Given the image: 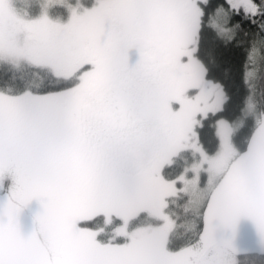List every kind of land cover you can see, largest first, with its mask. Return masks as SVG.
Listing matches in <instances>:
<instances>
[{"label": "snow or ice", "instance_id": "1", "mask_svg": "<svg viewBox=\"0 0 264 264\" xmlns=\"http://www.w3.org/2000/svg\"><path fill=\"white\" fill-rule=\"evenodd\" d=\"M79 3L66 35L87 45L56 77L75 83L41 90L0 72V264H36L27 255L35 233L19 223L32 200L41 218L83 203L71 218L80 226L115 214L156 178L186 132L184 94L206 72L202 56L227 68L224 51L238 48L264 66V0ZM234 212L236 227L247 217L264 230V136Z\"/></svg>", "mask_w": 264, "mask_h": 264}, {"label": "rangeland", "instance_id": "2", "mask_svg": "<svg viewBox=\"0 0 264 264\" xmlns=\"http://www.w3.org/2000/svg\"><path fill=\"white\" fill-rule=\"evenodd\" d=\"M53 5H66L69 16L62 19L50 15L49 11ZM39 6V14L31 16L26 8L17 7L15 0H0V59L15 65L26 62L48 68L57 76L65 75V66L87 45L86 39L66 35L74 23V17L83 11V6L79 0H40ZM224 101L222 86L207 78L205 72L201 73L198 82L190 83L185 92L186 132L182 140L162 160H170L175 153L185 148H191L199 154V158L189 165L191 174L185 179L181 178L178 184L182 185V191L189 197L187 208L194 212L202 210L209 193L238 153L231 136L241 124V120H217L219 146L214 153L204 151L197 138L196 126L201 119L207 113L220 109ZM202 171L206 172L204 182L201 180ZM27 209L37 215V211L31 206ZM161 215V222L132 228L128 232L120 228H127L129 220L111 215L107 221L112 225L111 231L115 233L109 238L105 230L97 229L103 234L99 238V249L96 252L89 248L90 245L73 246L74 242L61 240L64 237L54 242V238H50L47 231L41 227L39 232L50 249L54 264H87L92 261H102V264H229L230 260H234L228 251L220 248L212 249L208 256L201 259V249L198 252L195 247L169 252L164 242L175 220L165 211H161ZM161 228V235L155 236V231ZM119 237L123 240H117Z\"/></svg>", "mask_w": 264, "mask_h": 264}, {"label": "trees", "instance_id": "3", "mask_svg": "<svg viewBox=\"0 0 264 264\" xmlns=\"http://www.w3.org/2000/svg\"><path fill=\"white\" fill-rule=\"evenodd\" d=\"M39 3L40 0H15L17 7L26 8L27 13L31 16L39 14ZM49 13L62 19L69 16L66 5H53ZM201 60L206 66V77L222 86L225 101L220 109L207 113L196 126L198 141L204 151L214 153L219 146V136L216 129L217 120L221 118L230 122L241 120V124L231 136L237 154H240L247 149L250 136L259 123L260 114L264 112V70H261L264 66L257 61L246 59L244 52L238 48L224 51L223 61L229 65L227 68L213 67L210 60L203 56ZM0 72L12 73L14 76L22 77L26 83L41 90H47L52 85L58 84L61 87H67L72 82L74 83V80L58 81L57 75L48 68L30 65L26 62L15 65L0 59ZM198 158L199 154L191 148H185L175 153L169 162L167 161L163 166V179L161 181H148L136 197L123 205L128 208L126 214L121 216V219L125 221L131 208H139V205H143L144 210L139 216L136 215L129 220L127 228L122 227L120 230L125 229L128 232L129 229L139 226L157 224L162 221L161 211H165L175 220L173 228L165 237L166 249L169 252H178L195 247L198 252L201 249L200 259L208 256L214 248L204 255L200 242L204 206L198 212L187 208L189 197L182 191V185H178L181 178L185 179L191 174L190 169H188L189 165ZM205 178L206 172L202 171V182L205 181ZM30 206L37 211L36 218L39 229L40 227L45 229L50 238H54V242H58L64 237L61 240L72 241L74 242L73 246L90 245L89 248L96 252L99 249V238L103 234L99 233L97 229L105 230L109 238L112 233H115L113 230L111 231L112 225L107 221L111 217L110 214L80 226L73 223L72 215L85 211V206L81 202L62 204L54 212L43 218L40 217L42 205L39 200H32L26 208L30 209ZM116 212L118 213L119 210ZM118 214L120 215V212ZM161 232H163L162 228L155 231V236L161 235ZM117 240L122 241L123 239L119 237ZM228 252L234 258V260H230L229 264H264V254L237 256L230 251Z\"/></svg>", "mask_w": 264, "mask_h": 264}, {"label": "water", "instance_id": "4", "mask_svg": "<svg viewBox=\"0 0 264 264\" xmlns=\"http://www.w3.org/2000/svg\"><path fill=\"white\" fill-rule=\"evenodd\" d=\"M264 136V112L254 128L247 149L238 154L211 190L203 212L200 242L202 253L207 254L212 248H223L232 254H264V230L257 221L242 218L240 226L234 224V209L240 204L241 192L246 186L247 158L254 142ZM4 194L0 192V202ZM24 233L34 232L33 246L27 255L36 264H54L51 253L43 242L34 216L24 208L19 217Z\"/></svg>", "mask_w": 264, "mask_h": 264}, {"label": "flooded vegetation", "instance_id": "5", "mask_svg": "<svg viewBox=\"0 0 264 264\" xmlns=\"http://www.w3.org/2000/svg\"><path fill=\"white\" fill-rule=\"evenodd\" d=\"M185 95V94H184ZM186 103V102H185ZM184 110L187 112V108L185 107V105H184ZM177 111H179V109H177ZM150 155L151 154H149V158H150ZM164 159V157L162 158V160ZM162 160H161V162H160V167H161V170H160V172H158V174H157V176H156V178L154 179L155 181H161L162 179H163V174H162V169H163V166L165 165V163L167 162V161H169V160H166V162H162ZM150 181H153V180H150ZM127 209L128 208H126L125 206H121L120 207V209H119V212H120V215L117 213V212H115V214H112V213H109L110 215H115V216H119L120 218H121V216H124L125 214H126V212H127ZM143 205H139V208H131L130 209V211L128 212V214L126 215L127 216V220L126 221H128V220H130L131 218H133V217H135L136 215H140L141 214V212H143ZM34 215V214H33ZM35 216V215H34ZM36 217V216H35ZM36 221H37V227H38V230H39V224H38V220H37V218H36Z\"/></svg>", "mask_w": 264, "mask_h": 264}]
</instances>
